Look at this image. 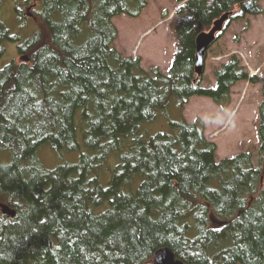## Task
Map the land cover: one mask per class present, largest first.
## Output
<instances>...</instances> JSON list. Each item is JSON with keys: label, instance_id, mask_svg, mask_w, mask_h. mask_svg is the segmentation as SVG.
Segmentation results:
<instances>
[{"label": "trees", "instance_id": "1", "mask_svg": "<svg viewBox=\"0 0 264 264\" xmlns=\"http://www.w3.org/2000/svg\"><path fill=\"white\" fill-rule=\"evenodd\" d=\"M42 1L22 60L0 69V195L16 211L0 212V264H152L161 247L184 264H264V73L235 54L214 87L194 70L197 35L223 14L215 41L232 21L248 27L259 0H176L167 73L114 45L113 18L147 0ZM15 39L0 25V56ZM240 82L260 86L257 165L251 150L217 161L203 120L183 117L192 96L227 108ZM168 109L178 119L149 133ZM43 146L77 160L48 169Z\"/></svg>", "mask_w": 264, "mask_h": 264}, {"label": "rangeland", "instance_id": "2", "mask_svg": "<svg viewBox=\"0 0 264 264\" xmlns=\"http://www.w3.org/2000/svg\"><path fill=\"white\" fill-rule=\"evenodd\" d=\"M13 3L20 6L23 1L2 0L0 21H3L5 26L14 32L16 22L11 11ZM147 3V7L137 18H131L124 14L113 18L119 32L114 45L123 55L131 53L134 49V53L141 57V67L145 71L158 65L157 67L162 72L167 73L175 53L173 29L177 21L175 11L178 4L176 0H147ZM261 3L264 7V0H260L259 4ZM237 10L238 6H235L233 12ZM38 17L35 14V20L33 21L35 26L32 22L27 21L24 23L23 29L17 28L18 32L16 34L24 39L25 36L27 37V35L38 30ZM30 24L33 26H30ZM245 26V23L232 21L224 36L214 41L210 48L206 50L201 74L202 87H214V69L225 63L230 54H234L231 52H234V48L237 47V43L240 42L244 33L248 35L250 33L246 45L255 47L252 50V56L254 55L257 59H264V15L253 18L252 31L248 25L247 32L248 27ZM248 35H245V39ZM20 41L16 40L15 44L18 45ZM15 44L3 43L4 51L0 56V69L12 61L19 62L22 60ZM259 47L260 51H257ZM244 69L249 68L245 65ZM254 69L252 75L260 72L264 73V63H258ZM259 87V85H249L247 82L238 83L231 89L230 104L225 109L215 104L211 99L202 96L190 97L184 107L183 117L187 122H193L197 118L203 120L205 137L216 144L217 161L222 158L233 157L241 150H251L252 163L257 165L259 141L253 121L256 119V108L260 101ZM177 119L178 116L175 111L168 109L159 114L154 122L145 124L144 128L153 134L168 129V121ZM81 136L82 131L78 133V138L80 139ZM40 156L42 164L48 169L62 163H73L77 160V155L74 153L65 150L54 152L47 146L41 148ZM0 203L6 204V198L1 195Z\"/></svg>", "mask_w": 264, "mask_h": 264}, {"label": "water", "instance_id": "3", "mask_svg": "<svg viewBox=\"0 0 264 264\" xmlns=\"http://www.w3.org/2000/svg\"><path fill=\"white\" fill-rule=\"evenodd\" d=\"M229 14H223L216 19L208 31L201 32L195 40V74L198 76L203 71V61L206 50L214 43L216 34L222 30L224 22ZM0 212L8 217H14L15 209L7 204L0 203ZM152 264H184L181 260L175 258L172 250L168 247H161L155 250L152 258Z\"/></svg>", "mask_w": 264, "mask_h": 264}, {"label": "flooded vegetation", "instance_id": "4", "mask_svg": "<svg viewBox=\"0 0 264 264\" xmlns=\"http://www.w3.org/2000/svg\"><path fill=\"white\" fill-rule=\"evenodd\" d=\"M23 1V5L18 6L16 4L12 5L11 7V11L12 14L14 16L15 19V27H14V32L11 30H9V28L7 26H5L3 21H0V25L3 26V28H5L9 35L11 36H15V40L11 41L9 43H16V40L20 41L22 40L21 37L19 35H17L16 33L18 32L17 28H22L24 27V23L27 21H30L33 23V21L35 20V14L37 15L43 8V1L42 0H22ZM2 3V0H0V5ZM33 25L35 26V24L33 23ZM30 24V26H33ZM21 29V30H22ZM13 32V33H12ZM17 45V44H15ZM16 50H17V46H16Z\"/></svg>", "mask_w": 264, "mask_h": 264}, {"label": "crops", "instance_id": "5", "mask_svg": "<svg viewBox=\"0 0 264 264\" xmlns=\"http://www.w3.org/2000/svg\"><path fill=\"white\" fill-rule=\"evenodd\" d=\"M259 2H260V0H259ZM261 5V7L263 8V10H264V7H263V4L261 3L260 4ZM264 15V13L263 14H259V15H249L248 16V19H249V27H250V29H251V31H252V29H253V18L254 17H259V16H263ZM112 21H114V20H112ZM114 23V22H113ZM241 23H243V22H241ZM115 25V24H114ZM116 26V25H115ZM249 27L246 29V31L249 29ZM116 28H117V26H116ZM118 30V29H117ZM242 31H243V29H241ZM250 31V32H251ZM248 32V31H247ZM245 35H248V34H246V33H244V36H242V38L240 39V42L239 43H237V47L236 48H234V52H231V53H234V54H236L238 57H239V59L241 60V64L245 67V65L246 66H248V68L249 69H246L247 70V72L250 74V75H252V72H254V67L258 64V63H264V59H257L254 55L252 56V50L255 48L253 45H251V46H247L246 45V41L248 40V38H249V36H250V33H249V35H248V37L245 39ZM118 36H119V32H118ZM224 36V35H223ZM134 49L132 50V52L131 53H128V54H124V56H131V57H140V56H138V54L137 53H134ZM257 51H260V47L258 48V50ZM122 55H123V53L121 52V51H119ZM141 58V57H140ZM141 64H142V59H141ZM156 65V64H155ZM158 66V65H157ZM238 84V83H237ZM236 84V85H237ZM235 85V86H236ZM233 88H234V86H233ZM187 105V104H186ZM217 150V149H216Z\"/></svg>", "mask_w": 264, "mask_h": 264}]
</instances>
